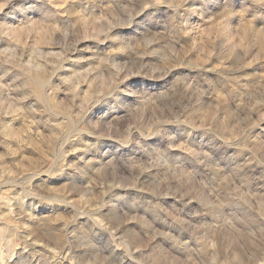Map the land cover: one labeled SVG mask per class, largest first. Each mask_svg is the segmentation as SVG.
Returning a JSON list of instances; mask_svg holds the SVG:
<instances>
[{
	"label": "rangeland",
	"instance_id": "374dc122",
	"mask_svg": "<svg viewBox=\"0 0 264 264\" xmlns=\"http://www.w3.org/2000/svg\"><path fill=\"white\" fill-rule=\"evenodd\" d=\"M23 3L0 0V264H264V0ZM70 24L99 39L45 60Z\"/></svg>",
	"mask_w": 264,
	"mask_h": 264
},
{
	"label": "clouds",
	"instance_id": "9594fccd",
	"mask_svg": "<svg viewBox=\"0 0 264 264\" xmlns=\"http://www.w3.org/2000/svg\"><path fill=\"white\" fill-rule=\"evenodd\" d=\"M49 3H51V0H48ZM9 3H12V0H5V4L4 6L6 7ZM35 7V5H28L27 7L24 6L23 0H21V4L20 7L17 9V11L19 12H27V11H31L33 10ZM2 10V9H0ZM56 32L59 33V42H58V47L61 48L60 52H49L46 53L45 56L43 57L45 60H47V58L50 57H54V59L57 62H60L61 66H62V62L68 58H70L68 56L69 52H74L76 50V44H78L80 41L85 40V39H96L98 40V37H94V36H87V35H77L78 32V25L76 24H70L68 26H62V25H56ZM73 36L75 37L74 41L69 43V44H65L64 41L68 40L69 36ZM107 39V36L105 35V39L104 41H100V42H105ZM53 69L57 68V64H53L52 65ZM55 74V71H53V75Z\"/></svg>",
	"mask_w": 264,
	"mask_h": 264
}]
</instances>
